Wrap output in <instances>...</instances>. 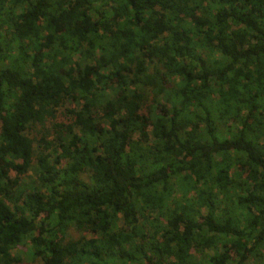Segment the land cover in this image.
<instances>
[{
  "label": "trees",
  "instance_id": "obj_1",
  "mask_svg": "<svg viewBox=\"0 0 264 264\" xmlns=\"http://www.w3.org/2000/svg\"><path fill=\"white\" fill-rule=\"evenodd\" d=\"M22 252L264 264V0H0V264Z\"/></svg>",
  "mask_w": 264,
  "mask_h": 264
},
{
  "label": "rangeland",
  "instance_id": "obj_2",
  "mask_svg": "<svg viewBox=\"0 0 264 264\" xmlns=\"http://www.w3.org/2000/svg\"><path fill=\"white\" fill-rule=\"evenodd\" d=\"M62 111L64 112V110L61 109V111H60L59 114H58V121H59V122L64 121V118H62V117L60 116V114L62 113ZM48 127H50V126H48ZM39 130H40V127H36L35 130H34V132L32 133V136L35 137L36 139H39V138H40V135H38V134L40 133ZM50 131H51V130H50ZM38 132H39V133H38ZM41 132L43 133V131H41ZM30 136H31V135H30ZM47 141H48V142H52V137H51V136L48 137V138H47ZM52 161H53V159H51V162H52ZM14 175H15L14 173L11 174L12 177H14ZM30 179L33 180L34 178L32 177V178H30ZM31 180H30V181H31ZM25 181L27 182L28 179L26 178ZM120 223H121V222H120ZM67 235H68L69 238L75 240V239H78L82 234H81V233H78V232H75V231H73V230H70V231L68 232ZM20 257L22 258V262H21V264H37V262L30 260V259H29V256L26 255L25 252L20 253Z\"/></svg>",
  "mask_w": 264,
  "mask_h": 264
}]
</instances>
